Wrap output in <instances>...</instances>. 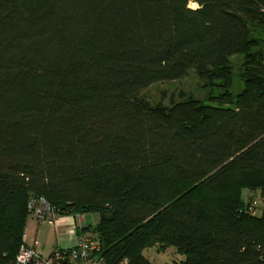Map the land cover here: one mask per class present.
<instances>
[{
	"label": "trees",
	"instance_id": "1",
	"mask_svg": "<svg viewBox=\"0 0 264 264\" xmlns=\"http://www.w3.org/2000/svg\"><path fill=\"white\" fill-rule=\"evenodd\" d=\"M190 69L205 101L140 97ZM244 189L264 190V0H0V264L39 198L98 212L79 234L107 264H264Z\"/></svg>",
	"mask_w": 264,
	"mask_h": 264
},
{
	"label": "rangeland",
	"instance_id": "2",
	"mask_svg": "<svg viewBox=\"0 0 264 264\" xmlns=\"http://www.w3.org/2000/svg\"><path fill=\"white\" fill-rule=\"evenodd\" d=\"M191 7H198V4H190ZM244 61L243 55H234L231 57L233 65V93H238L243 87V80L240 77V67ZM207 81L202 78L196 69H190L188 74L178 80L162 81L155 83L143 90L140 97L146 99L151 105L173 106L177 102L185 100L189 97L200 98L205 101L209 95L210 89L206 86ZM220 88H215L213 93L218 94ZM242 199L248 205L249 211L255 215L260 216L264 207V190L262 189H244L242 192ZM85 222H77L80 229L85 226L88 228L95 227L100 220L98 212H89L84 214ZM50 253H47L48 255ZM146 254L155 262L163 263L174 258V253L168 251L167 253L159 252L157 248H152L146 251Z\"/></svg>",
	"mask_w": 264,
	"mask_h": 264
},
{
	"label": "built area",
	"instance_id": "3",
	"mask_svg": "<svg viewBox=\"0 0 264 264\" xmlns=\"http://www.w3.org/2000/svg\"><path fill=\"white\" fill-rule=\"evenodd\" d=\"M31 215L39 221L48 222L51 225L57 223L60 215L44 198L29 202ZM35 245H23L17 256L15 264H107L101 256V244L98 238L92 235H79L76 245L70 248L56 247L48 255L37 249ZM118 264H130L128 259H123Z\"/></svg>",
	"mask_w": 264,
	"mask_h": 264
},
{
	"label": "crops",
	"instance_id": "4",
	"mask_svg": "<svg viewBox=\"0 0 264 264\" xmlns=\"http://www.w3.org/2000/svg\"><path fill=\"white\" fill-rule=\"evenodd\" d=\"M84 215H62L54 225L39 221L30 215L24 235L26 245L33 246L38 242L37 249L45 255L56 247L70 248L76 245L80 227L77 222H85ZM83 235H91L85 233Z\"/></svg>",
	"mask_w": 264,
	"mask_h": 264
}]
</instances>
